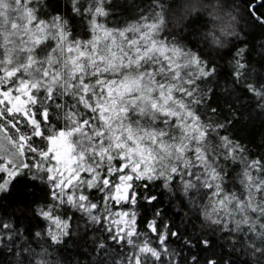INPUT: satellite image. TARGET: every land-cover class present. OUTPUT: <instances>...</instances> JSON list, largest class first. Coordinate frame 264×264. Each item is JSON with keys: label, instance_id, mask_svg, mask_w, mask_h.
<instances>
[{"label": "snow or ice", "instance_id": "1", "mask_svg": "<svg viewBox=\"0 0 264 264\" xmlns=\"http://www.w3.org/2000/svg\"><path fill=\"white\" fill-rule=\"evenodd\" d=\"M177 7L0 0V264H264V0Z\"/></svg>", "mask_w": 264, "mask_h": 264}, {"label": "trees", "instance_id": "2", "mask_svg": "<svg viewBox=\"0 0 264 264\" xmlns=\"http://www.w3.org/2000/svg\"><path fill=\"white\" fill-rule=\"evenodd\" d=\"M136 3L141 4L142 7L151 3V0H135ZM231 0H178L177 14L197 11L203 13L209 21V28L213 26H220L223 19H226V14L232 9L229 7ZM137 17L129 16L128 19H136ZM259 131V128H257ZM241 260L244 257H240Z\"/></svg>", "mask_w": 264, "mask_h": 264}, {"label": "clouds", "instance_id": "3", "mask_svg": "<svg viewBox=\"0 0 264 264\" xmlns=\"http://www.w3.org/2000/svg\"><path fill=\"white\" fill-rule=\"evenodd\" d=\"M215 28H216L217 32H220V26H215ZM221 35L223 36V33H221ZM224 38L227 39L226 36H224Z\"/></svg>", "mask_w": 264, "mask_h": 264}, {"label": "rangeland", "instance_id": "4", "mask_svg": "<svg viewBox=\"0 0 264 264\" xmlns=\"http://www.w3.org/2000/svg\"><path fill=\"white\" fill-rule=\"evenodd\" d=\"M61 4L63 5V0H61Z\"/></svg>", "mask_w": 264, "mask_h": 264}]
</instances>
